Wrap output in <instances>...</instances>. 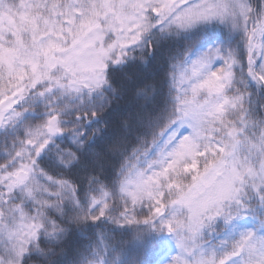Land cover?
Listing matches in <instances>:
<instances>
[{"label":"snow or ice","instance_id":"obj_1","mask_svg":"<svg viewBox=\"0 0 264 264\" xmlns=\"http://www.w3.org/2000/svg\"><path fill=\"white\" fill-rule=\"evenodd\" d=\"M0 264H264V0H0Z\"/></svg>","mask_w":264,"mask_h":264}]
</instances>
